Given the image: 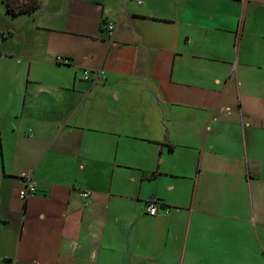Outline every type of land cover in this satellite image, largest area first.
Segmentation results:
<instances>
[{"label":"crops","instance_id":"1","mask_svg":"<svg viewBox=\"0 0 264 264\" xmlns=\"http://www.w3.org/2000/svg\"><path fill=\"white\" fill-rule=\"evenodd\" d=\"M39 1L0 32V264H264V0Z\"/></svg>","mask_w":264,"mask_h":264},{"label":"built area","instance_id":"2","mask_svg":"<svg viewBox=\"0 0 264 264\" xmlns=\"http://www.w3.org/2000/svg\"><path fill=\"white\" fill-rule=\"evenodd\" d=\"M143 0H140L139 2H142ZM108 30L113 31L114 25L110 24L108 25ZM67 62V60H65ZM94 75V76H93ZM98 77V73L90 72V71H83V79L85 81L94 80ZM27 186L23 187L20 190L19 197L23 200H27L29 197L36 196L37 194V186L35 183H33L30 180H27ZM82 197L87 199L90 197V193L85 192L82 194ZM160 207V203L156 200H151L148 205L146 206L147 214L150 216H156L158 214V209Z\"/></svg>","mask_w":264,"mask_h":264},{"label":"trees","instance_id":"3","mask_svg":"<svg viewBox=\"0 0 264 264\" xmlns=\"http://www.w3.org/2000/svg\"><path fill=\"white\" fill-rule=\"evenodd\" d=\"M0 3L4 5L8 13L13 16L32 14L40 8L39 0H0ZM155 175H157V173H155L153 177Z\"/></svg>","mask_w":264,"mask_h":264},{"label":"rangeland","instance_id":"4","mask_svg":"<svg viewBox=\"0 0 264 264\" xmlns=\"http://www.w3.org/2000/svg\"><path fill=\"white\" fill-rule=\"evenodd\" d=\"M14 22H16L15 18L13 16H10L5 6L0 3V32L2 31V29L12 26ZM0 43H2L3 48L7 47V49H9L11 47V49H15L14 40H4L3 36H1Z\"/></svg>","mask_w":264,"mask_h":264}]
</instances>
